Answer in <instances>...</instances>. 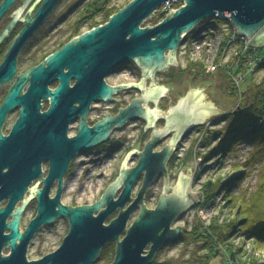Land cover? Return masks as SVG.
<instances>
[{
	"label": "water",
	"instance_id": "1",
	"mask_svg": "<svg viewBox=\"0 0 264 264\" xmlns=\"http://www.w3.org/2000/svg\"><path fill=\"white\" fill-rule=\"evenodd\" d=\"M14 0H9L12 2ZM57 1V0H48ZM174 2L185 3V6L174 11L157 26L143 28L160 7ZM231 15L237 32L249 40L248 46L264 48V0H134L108 22L88 31L78 44L71 45L58 54L53 63H66L71 77L77 80L71 93V105L80 103L79 108L62 99L55 100V125L47 121L40 126L37 123V110L31 115H24L20 126L22 140L30 153H49L54 157L49 185L54 177L62 178L68 164L80 150L90 149L108 140L113 126L122 127L128 119L146 118L154 126L159 118H165L167 125L163 130H155L153 139L140 154V161L134 168L123 165L120 176L108 187L101 199L92 205L80 207H60L56 212L48 209L41 199L39 223L48 222L58 217L70 221L71 230L62 246L51 256L41 262L27 263L24 249L15 246L17 230L12 235L13 255L0 264H95L103 248L116 242V258L112 264H152L157 253L169 243L179 239L183 234V226L173 227L178 218L201 203V194L190 190L194 168L184 169L179 181L170 194L161 196L156 209L149 210L144 204V195L154 180L166 173V163L174 152V148L166 146L161 152L153 153L157 139H162L170 128H176L171 122L182 121V131L195 128L212 119L217 114L228 115V110L217 109L210 94L203 90L191 89L184 98L178 100L173 109L169 107L167 114L158 110L144 109L141 101L156 99V88L146 96L133 101L129 108L121 111L115 119H106L93 130L82 126L78 137L66 142L63 132L57 134L59 121L66 113L67 123L77 115H85L93 101L112 100L113 94L122 87H110L105 79L118 67L127 62H134L153 80L157 73H163L170 67L178 66L177 55L184 42V36L197 29L206 20ZM64 84L56 95L64 93ZM164 93L165 89L160 90ZM175 99V98H174ZM177 100V99H176ZM148 104V103H147ZM178 114V115H177ZM177 126V125H176ZM180 127V128H181ZM66 131V129H64ZM29 148V149H27ZM145 173L142 191L133 200V191L138 179ZM62 184L56 198L59 197ZM137 207L140 214L128 228L131 217ZM116 219L106 225L107 220L116 215ZM124 238L121 240V237Z\"/></svg>",
	"mask_w": 264,
	"mask_h": 264
},
{
	"label": "flooded vegetation",
	"instance_id": "2",
	"mask_svg": "<svg viewBox=\"0 0 264 264\" xmlns=\"http://www.w3.org/2000/svg\"><path fill=\"white\" fill-rule=\"evenodd\" d=\"M100 3L102 0H0V261L13 255L14 228L17 236H20L15 239V246L21 251L24 249L27 263L41 262L54 254L69 235L71 224L63 217L39 223L42 202L48 209L52 208L53 212L58 211L61 206H84L85 204L79 203V189L72 191L70 185L73 170L83 163L80 162L83 157L89 158L88 164L94 163L97 167L107 168L108 181H115L120 176L123 165L127 164L130 169L137 166L140 154L153 139L154 131L159 130L161 123L167 124L165 118H159L151 126L146 118L135 117L128 119L122 127L113 126L106 142L78 151L70 160L62 178L54 177L49 185L47 180L51 176L54 157L46 152L32 154L25 149L22 132L16 130L24 115H31L34 109L37 110L36 120L40 126L47 121H52L55 125V112L47 115L53 109L55 100L62 99L69 104V109L72 106L80 107L77 102L71 105V93L77 80L71 77L69 66L66 63L56 65L53 60L69 46L78 44L88 31L96 28L92 27L94 22L91 19L97 11L102 10ZM174 67H180V70L170 67L163 73H157L155 79L163 82V86L155 84L153 87L151 77L134 62L123 64L105 79L110 87H122L113 94L112 100L93 101L85 115L77 114L69 124L65 113L55 132H63L65 141L70 143L79 136L82 126L93 130L106 119H115L135 99L146 96L153 88H156L154 97L158 100L154 98L148 102L141 101V106L167 114V103L173 101L175 96L171 80H176L182 72L181 66ZM63 84L64 93L56 95ZM162 88L165 89L164 93L160 91ZM171 124L176 128H170L165 137L157 139L153 149V153L161 152L166 146L175 150L166 163V173L158 176L144 195V204L149 210L157 208L163 194L172 192L170 185L173 181L176 182L178 168L182 167L180 150L185 142L192 134L205 130L204 123L183 132L182 121L177 118ZM144 179L145 173L138 179L133 200L142 191ZM60 183V205L56 206ZM159 186L162 187L161 193H158ZM155 202L154 207L149 206ZM139 214L140 207H137L131 219L134 216L137 218ZM118 215L119 212L106 225ZM180 218L181 216L178 221ZM135 220L129 222L128 228ZM123 238L124 236L121 240ZM175 241L164 246L152 264H159L157 257L173 247ZM116 250L117 243H109L103 248L95 264H98L105 251H111L109 264H112L116 258Z\"/></svg>",
	"mask_w": 264,
	"mask_h": 264
},
{
	"label": "rangeland",
	"instance_id": "3",
	"mask_svg": "<svg viewBox=\"0 0 264 264\" xmlns=\"http://www.w3.org/2000/svg\"><path fill=\"white\" fill-rule=\"evenodd\" d=\"M108 0H102V3H100L99 6H102L105 4V2ZM109 6L114 7H120L124 8L127 6L130 2L134 0H109ZM185 3L181 2H174L172 4H167L165 7L162 6L158 9V11L147 21L144 22L142 25L143 28H147L149 25H154V18L158 17V15L165 13L166 16H164L160 21L162 22L167 16V12H171L172 10L176 11L180 9ZM100 12L97 11L95 13L94 17H96V21L101 22L102 17H100ZM94 19V18H93ZM240 47H237L235 50H230V52L227 51L228 61L225 62L223 68H220L218 71L214 73H207L206 67L202 64L200 60H195L197 57H191L190 55H187L186 59L181 55V53H178V66H181V75L178 76L176 80H171L173 83V86H171V89L175 93V96L173 101L170 103H167V110L169 107L172 109L177 105L178 100L181 98H184L187 95L188 91H191V89L196 90H203V93L205 94L208 92L210 94V97L213 99L214 103H217L216 108L221 109L223 111L228 110L232 106L233 108V102L230 100V96L227 93L228 90V84L229 82H234V77H239L240 75L247 76L245 81L241 82L239 85L241 91L247 90V88L250 86L251 82L254 80L255 82L259 83L264 78V68L260 70H256L255 72L250 74H247L246 72H249L248 70L249 65L246 64L245 70H240L243 67L238 66L239 63V56H236L235 53L239 52ZM225 52V51H224ZM222 54L219 56V61L222 58ZM243 61V60H241ZM189 63L196 64L194 68L187 69ZM249 63V62H248ZM186 67V68H185ZM191 67V66H190ZM193 67V65H192ZM180 67H174L173 70H178ZM180 70V69H179ZM178 72L176 71L175 75H177ZM254 76V78H253ZM253 78V79H252ZM153 82V80H152ZM157 82V83H156ZM154 83L158 86H163V82L154 80ZM191 88V89H190ZM229 91V90H228ZM177 99V100H176ZM231 110V111H232ZM229 111L228 113H230ZM221 114H217L216 116L212 117V119L205 122L204 131H201L199 133L192 134V137L185 142L184 147L180 150V156H181V164L182 167L178 168L177 175L178 178L175 181H173L170 185V187H175L179 181V177L181 172L184 169V175H188V169L194 168L195 171L191 177V183H190V190L194 193L201 194L203 185L210 180H217L218 178L223 179H229L230 176L233 173V164L238 162H244L245 159L253 154L256 150L248 144L247 142L241 143L237 147V151L235 155H227L223 159L221 158V154L218 153L215 156L212 155L207 160H205V156L210 151L215 150L216 144L219 143V138L212 139L209 145H201L203 137L214 136L216 131L222 129L226 126V122H220L218 124H215L216 122L213 120H217L220 118ZM211 121V122H210ZM210 123V124H209ZM163 125V126H162ZM165 125H167L165 123ZM165 125L161 123L159 130H163L165 128ZM211 131V132H210ZM206 132V133H204ZM186 158V159H185ZM185 159V160H184ZM122 158L120 156L119 162H121ZM246 169L243 168L242 171H245ZM241 172H239L237 175H240ZM260 175V167L257 166L253 169V171L249 174V177H247L244 181L242 186L237 189L239 192L243 188H248L249 193H253L257 188V180ZM114 182V180L108 181L107 184L104 186V192L97 197L95 200H90V198L86 197V200H81L79 203L85 204V205H92L98 202L103 194L106 192L108 187ZM72 191H76L78 189L71 188ZM158 193H161L162 187L159 186ZM172 188L171 190H173ZM81 195V189L78 190ZM79 195V196H80ZM223 195V194H222ZM85 199V198H84ZM156 205V202L153 205H149L150 207H154ZM199 204L198 206H195L191 210H189L187 213L183 214L179 221L175 224L176 226H183L185 230L192 231L196 227L197 223L199 221L203 222L206 226H209L211 221L215 219L216 217H220V220L223 222L225 218H235V213L233 210L226 208L224 209L225 201L219 198L217 200V203L210 204V205H204L201 206ZM116 215L111 216L106 223H109V221L113 218H115ZM133 219H136L134 216ZM130 223L132 222V220ZM129 223V224H130ZM59 239L57 238V245L56 248H58ZM203 243L200 244H191V245H184L183 243H177L173 247L169 248L168 250L160 253V255L157 257V262L159 264H199L198 262V256L202 257L203 255H206L208 252V249L203 248ZM233 253L236 255L234 258L231 257L232 252L225 251L224 249H221L219 254L216 257H212L210 260V264H252L253 261H258L260 264H264V242L259 244L255 240L244 238L241 233H237L233 237ZM111 251H105L104 256L100 259L98 264H109L110 262V254ZM231 253V254H230ZM157 264V263H156Z\"/></svg>",
	"mask_w": 264,
	"mask_h": 264
},
{
	"label": "trees",
	"instance_id": "4",
	"mask_svg": "<svg viewBox=\"0 0 264 264\" xmlns=\"http://www.w3.org/2000/svg\"><path fill=\"white\" fill-rule=\"evenodd\" d=\"M109 3V0L106 1L102 10L99 11L102 17L101 22L96 21V17L91 19L94 22L92 27L105 24L123 9L117 6L111 7ZM164 16L166 14L162 13L154 18V25L159 24ZM194 66L196 64L189 63L187 69L192 70ZM262 68L264 64L256 70ZM229 83L227 93L234 104V109L228 115L214 120L215 124L226 122L225 127L214 132L215 135L210 136L209 139L203 137L202 146L209 145L212 139L219 138L215 150L207 153L205 160L218 153L221 154L222 159L227 155H235L237 147L243 142L250 144L256 151L244 162L233 164V173L229 179H213L203 185L200 207L213 205L222 196V200L225 201L224 209L233 210L235 218H225L222 222L220 217H216L209 226L199 221L194 230L184 229L181 237L175 241L176 244L183 243L189 246L203 243V248L208 249L206 255L198 256L199 264H210L212 257L221 254V249L232 252L234 250L233 237L239 232L244 238L255 240L259 244L264 242V78L259 83L253 80L245 91H241L233 81ZM257 166L260 167V175L256 190L249 193L246 187L239 192L237 189ZM243 168L246 170L242 171ZM239 172L241 174L237 175ZM231 255L233 258L236 256L233 252ZM252 264L260 263L253 261Z\"/></svg>",
	"mask_w": 264,
	"mask_h": 264
},
{
	"label": "built area",
	"instance_id": "5",
	"mask_svg": "<svg viewBox=\"0 0 264 264\" xmlns=\"http://www.w3.org/2000/svg\"><path fill=\"white\" fill-rule=\"evenodd\" d=\"M167 13L169 15L171 12ZM248 44L249 40L237 32L231 15L225 14L221 18L204 21L196 30L184 36V42L180 46L179 52L184 59L187 55L197 57L195 60H200L206 67L207 73L211 74L223 68L225 62L228 61L227 51L230 52V50L240 47L239 52L235 53L236 56H239L238 66L243 67L240 72L244 71L248 64L250 71L246 73L250 74L251 71L253 73L264 64V48H255ZM221 53L223 54L219 61ZM245 77V73L234 77V84L239 87L241 82L245 81ZM88 161L89 158L86 157L81 159L80 162L83 163L74 168L70 182L73 189H81V200H86V197L95 200L104 192V186L108 183L107 168L97 167L94 163L88 164Z\"/></svg>",
	"mask_w": 264,
	"mask_h": 264
}]
</instances>
